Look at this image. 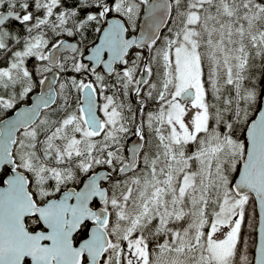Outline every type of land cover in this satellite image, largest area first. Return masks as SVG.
<instances>
[{
  "label": "snow or ice",
  "instance_id": "snow-or-ice-1",
  "mask_svg": "<svg viewBox=\"0 0 264 264\" xmlns=\"http://www.w3.org/2000/svg\"><path fill=\"white\" fill-rule=\"evenodd\" d=\"M0 264H264V0H0Z\"/></svg>",
  "mask_w": 264,
  "mask_h": 264
},
{
  "label": "trees",
  "instance_id": "trees-1",
  "mask_svg": "<svg viewBox=\"0 0 264 264\" xmlns=\"http://www.w3.org/2000/svg\"><path fill=\"white\" fill-rule=\"evenodd\" d=\"M247 219V217H246ZM253 223L255 224V226H257V212L255 210V216L253 218ZM242 235L245 237V238H248V235H249V231L247 229V226L245 225V227L242 229ZM256 240V231L255 233L252 234ZM253 255H254V249H253Z\"/></svg>",
  "mask_w": 264,
  "mask_h": 264
},
{
  "label": "water",
  "instance_id": "water-1",
  "mask_svg": "<svg viewBox=\"0 0 264 264\" xmlns=\"http://www.w3.org/2000/svg\"><path fill=\"white\" fill-rule=\"evenodd\" d=\"M69 43H75L76 41H70V40H67ZM256 212H257V226H256V244L258 246V243H259V220H260V216H259V207L257 205L256 207ZM254 255H255V249H254Z\"/></svg>",
  "mask_w": 264,
  "mask_h": 264
},
{
  "label": "flooded vegetation",
  "instance_id": "flooded-vegetation-1",
  "mask_svg": "<svg viewBox=\"0 0 264 264\" xmlns=\"http://www.w3.org/2000/svg\"><path fill=\"white\" fill-rule=\"evenodd\" d=\"M67 40L75 41V38H71V37H69V38H67ZM30 63H31V62H30Z\"/></svg>",
  "mask_w": 264,
  "mask_h": 264
}]
</instances>
